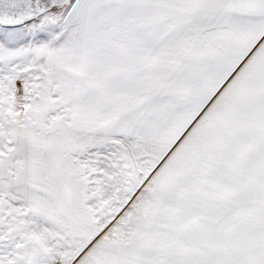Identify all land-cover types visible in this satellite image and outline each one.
Listing matches in <instances>:
<instances>
[{"label": "snow or ice", "instance_id": "1", "mask_svg": "<svg viewBox=\"0 0 264 264\" xmlns=\"http://www.w3.org/2000/svg\"><path fill=\"white\" fill-rule=\"evenodd\" d=\"M0 264H264V0H0Z\"/></svg>", "mask_w": 264, "mask_h": 264}]
</instances>
